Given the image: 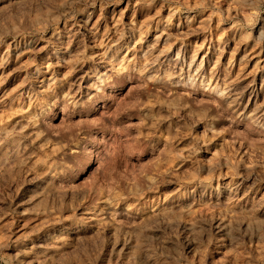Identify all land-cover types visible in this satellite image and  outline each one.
Wrapping results in <instances>:
<instances>
[{"label": "rangeland", "instance_id": "obj_1", "mask_svg": "<svg viewBox=\"0 0 264 264\" xmlns=\"http://www.w3.org/2000/svg\"><path fill=\"white\" fill-rule=\"evenodd\" d=\"M0 264H264V0H0Z\"/></svg>", "mask_w": 264, "mask_h": 264}, {"label": "bare ground", "instance_id": "obj_2", "mask_svg": "<svg viewBox=\"0 0 264 264\" xmlns=\"http://www.w3.org/2000/svg\"><path fill=\"white\" fill-rule=\"evenodd\" d=\"M128 243V242H127ZM131 245V244H130ZM132 246V245H131Z\"/></svg>", "mask_w": 264, "mask_h": 264}]
</instances>
